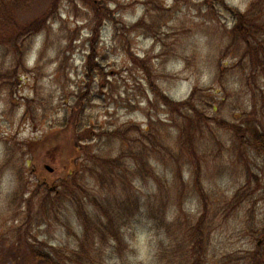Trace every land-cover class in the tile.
<instances>
[{
	"label": "rangeland",
	"instance_id": "rangeland-1",
	"mask_svg": "<svg viewBox=\"0 0 264 264\" xmlns=\"http://www.w3.org/2000/svg\"><path fill=\"white\" fill-rule=\"evenodd\" d=\"M93 1L96 8L82 0H33L23 23L45 14L47 26L30 41L27 67L17 71L15 85L0 81V264H41L15 241L29 207L37 212L47 193L45 189L35 193L45 178L33 173L27 160L37 164L46 159L55 172L53 152L42 155L35 143L55 138L77 95L86 90L85 67L93 37L98 41L95 62L108 77L96 79L83 104L90 117L86 127L93 131L84 145L92 144L88 146L93 154L103 151L108 158L122 150L142 151L141 158L147 166L152 163L158 175L156 179L148 172L146 181L133 184L139 208L123 218L120 243L86 238L90 249L95 244L93 255L103 264H193L186 249L178 248L175 220L197 223L204 215L203 229L210 240L200 264H250L247 254L254 251L264 227L262 161L252 149L239 151L233 132L222 127L248 124L264 129V50L256 54L234 42L231 18L213 1ZM225 1L245 14L255 0ZM53 3L59 4L50 12ZM98 4L106 15L101 24L96 20ZM13 57L11 49L0 48V73H13ZM195 90L199 93L191 104L201 112V120H193L181 146L179 129L192 112L172 114L160 96L187 103ZM125 130H132L126 142L103 136ZM142 134L157 137L166 150H145L138 144ZM60 151L56 156L69 152ZM248 166L252 175L248 193L234 208V195L247 185ZM45 175L57 185L48 171ZM197 177L202 192L195 186ZM83 184L96 201L85 200L89 210L104 209L120 198L116 186L102 191L93 183ZM18 190L24 197L15 203ZM58 192L59 187L52 192L54 197ZM79 212L80 207L63 203L48 220L29 226L28 240L37 238L41 244L78 252L85 235ZM254 229L258 232L253 235Z\"/></svg>",
	"mask_w": 264,
	"mask_h": 264
},
{
	"label": "trees",
	"instance_id": "trees-1",
	"mask_svg": "<svg viewBox=\"0 0 264 264\" xmlns=\"http://www.w3.org/2000/svg\"><path fill=\"white\" fill-rule=\"evenodd\" d=\"M32 1L33 0H0V48L5 47L8 51L11 49L15 63L12 74L10 72L0 73V81L3 80L6 85H15L14 78L17 77V75H15L17 71L24 67V69H26L28 62L27 58L29 56L28 53L30 51V41L46 28L47 21L49 20L48 15L44 14L30 22L23 23L22 19L30 11ZM82 1L96 8L97 2L94 3L92 0ZM207 1H213L217 10H222L231 18L233 27L230 35L234 42H241L245 48L256 54L264 50V21L262 20L264 0H255L245 14L229 6L225 0ZM58 4L53 3L52 7L54 6V8H51L50 12H53ZM33 6L37 7V5ZM106 12L108 11L106 10ZM104 17H106V15L102 11L100 4H98L96 9V20L99 24H101ZM97 42L96 37H93L90 43L91 54L87 57V64L85 67L87 72L84 78L87 85L86 90L80 91V94L77 95L75 106L71 114L67 117L68 119L65 121L64 125L59 127V131L53 134L55 138H46L39 144L35 143L38 150H40L39 152L43 153L42 155L46 156V153L53 152L51 162L55 164L56 169L54 168L55 172L53 176L49 175L48 178L55 181L59 187V192L58 195L54 197L50 189H45L42 183H38L35 193L41 192L43 189H45L47 193L38 204L37 212L35 208L30 209L29 207L25 222L17 229L18 234L16 235L15 241L18 247L24 248L30 253L34 260L41 264H103L99 260V257L93 255V252L96 250L95 244L92 249H90L87 243H85L86 238L92 235L94 237L98 236L102 244L107 243L110 239H114L120 243L119 229L123 226V218L131 212L135 213L139 208V197L132 189L133 184L146 181L148 179V172L158 179V175H155L152 169V163L149 162L147 166L143 158H141L142 151L139 152L140 154H134L127 150H122V153H119L115 158H108L107 154L103 151L100 155H98L99 152L93 154L88 146L92 145L89 142V144L84 145V143H86L85 139L90 138L93 131L86 127L90 117L84 114L83 104L88 100L91 94V87L96 85V79L102 82L108 77L104 68L95 62V48ZM134 62L137 63L139 61L135 58ZM198 93L199 91L195 90L190 101L181 104L171 102L160 96L161 101L171 110L172 114H181L180 111L182 109H187L192 112V116H188L185 125L180 126L179 129V132L181 131V146L182 144L184 145V138L192 131L193 120H201V112L191 104V101L195 99ZM222 128L233 132L237 139V149H239V151H244L247 148L255 151L256 155L262 161V168L264 171V129L261 130L258 127L253 128L248 124H236L235 126L223 125ZM131 131L132 130L116 131L112 134H103V136L108 137V139L113 137L120 139L122 142H126L128 141L127 135ZM245 137L247 139H244ZM139 141L141 143L138 144L143 145L145 150L159 149L162 152L166 150L158 145L157 137L151 138L142 134ZM62 146L65 148L63 149ZM60 150H69V152L65 151L58 157L56 154L61 152ZM128 161L133 162L132 165L129 166L127 163ZM159 162L162 163L160 160ZM46 163H48L46 159L40 160V163L37 162V164L31 159L27 160V166H34L32 167V172L36 171L39 176L41 175L45 179L47 178L45 175L47 173ZM198 164L199 162L194 161V165L197 166L196 169L200 171ZM39 165H42V169ZM250 172L251 168L248 166L247 185L234 195L232 199V203H236L233 206L234 208L247 196L251 183ZM196 173L198 174V172ZM192 175L195 176V170L192 172ZM253 177L256 181H259L256 176ZM20 179H22V175ZM43 181L45 180L43 179ZM84 182L93 183L102 191L116 186V189L119 191L117 196L120 198H116L114 202H109L104 209L100 207L97 210H89L88 206L85 204V200H89L92 204H95L96 201L92 198L91 192H88V185H84ZM195 186L199 192H202V185L199 177H197ZM121 196L123 197L121 198ZM23 197L24 195L18 190L13 196L14 202L16 203L17 201H21V199L23 200ZM203 197L204 200L207 199L206 196ZM262 198L264 201V187L262 190ZM65 202H67L68 205L71 204L73 207H80L78 217L83 225L85 235L80 239L79 251L74 252V250H70L65 252L61 247L39 243L37 238H35L33 242L30 239L28 240V236L31 235L30 229L32 228H29V226L38 224L43 220H48V218L53 216ZM30 204L31 201L28 202V206ZM204 207L206 208V206ZM94 211H102V213L100 215L90 216L89 213ZM205 220L206 216L204 215H202L197 223L183 221L182 217L175 220V225L179 232L176 236L177 243H179L178 248L186 249L193 264H200L206 256L210 235L203 229ZM257 232V229L252 230L253 235ZM260 232L262 235L259 236L254 251L247 254L251 255V259L249 260L250 264H264V227ZM175 240L176 238L174 239V243Z\"/></svg>",
	"mask_w": 264,
	"mask_h": 264
}]
</instances>
